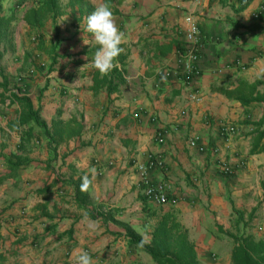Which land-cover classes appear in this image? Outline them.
Listing matches in <instances>:
<instances>
[{
    "label": "crops",
    "instance_id": "0c3cea01",
    "mask_svg": "<svg viewBox=\"0 0 264 264\" xmlns=\"http://www.w3.org/2000/svg\"><path fill=\"white\" fill-rule=\"evenodd\" d=\"M39 1L12 6L0 49V264H74L80 250L93 264H155L136 240L149 244L165 219L196 237L202 264L208 252L227 264L236 224L260 239L264 0H106L124 33L107 76L90 66L98 45L84 28L105 0H57L38 25L27 13ZM191 24L199 75L186 87L159 72L182 64ZM21 98L44 128L21 124ZM148 156L161 160L148 180L175 204L145 199Z\"/></svg>",
    "mask_w": 264,
    "mask_h": 264
},
{
    "label": "trees",
    "instance_id": "16d2710c",
    "mask_svg": "<svg viewBox=\"0 0 264 264\" xmlns=\"http://www.w3.org/2000/svg\"><path fill=\"white\" fill-rule=\"evenodd\" d=\"M2 1L0 0V40L11 17H3ZM57 0L39 1L38 9L30 10L27 15L36 24L42 22L51 14L55 15L54 8ZM2 53L0 52V60ZM23 108L21 114V124L33 121L40 128L44 124L38 122L36 113L32 110L29 100L21 98L17 100ZM177 226L166 219L162 221L151 236L149 244H145L141 239L136 240L138 245L147 253L155 264H201L198 260L196 250L183 234H178ZM233 241V248L230 254L232 264H264V230L260 239H255L251 235H234L225 233Z\"/></svg>",
    "mask_w": 264,
    "mask_h": 264
},
{
    "label": "built area",
    "instance_id": "2783aa9c",
    "mask_svg": "<svg viewBox=\"0 0 264 264\" xmlns=\"http://www.w3.org/2000/svg\"><path fill=\"white\" fill-rule=\"evenodd\" d=\"M185 44L186 52L182 55V64L177 67V69L170 70L166 69L159 72V76L162 79H169L171 76H175L177 81L183 84L186 87L191 86L192 82L198 77L199 71L197 69L198 61V49L201 44L199 32L197 27L194 24H191L185 34ZM191 101L198 102L200 101V95L197 91L192 90L189 95ZM136 116V115H135ZM158 140L161 142L162 139L160 135ZM189 146L193 149H197L199 152H203L204 148L198 144L197 139H192L189 141ZM220 169L224 174H231L232 170L226 164H219ZM161 166V160L159 158L148 156V163L146 166L140 165L138 167V172L141 177V185L143 188V195L145 199L151 203L164 206V205H173L177 201L172 199L168 194V186L164 183L151 184L147 178V171L151 167Z\"/></svg>",
    "mask_w": 264,
    "mask_h": 264
},
{
    "label": "clouds",
    "instance_id": "9594fccd",
    "mask_svg": "<svg viewBox=\"0 0 264 264\" xmlns=\"http://www.w3.org/2000/svg\"><path fill=\"white\" fill-rule=\"evenodd\" d=\"M84 28L98 45L90 66L102 76L109 75L117 67V58L123 51L121 44L124 33L118 28L114 13L106 0L84 18ZM91 171L94 172L95 169ZM83 180V186L87 187L90 183L88 177L85 176ZM74 264H93V261L88 252L80 250L75 256Z\"/></svg>",
    "mask_w": 264,
    "mask_h": 264
},
{
    "label": "rangeland",
    "instance_id": "374dc122",
    "mask_svg": "<svg viewBox=\"0 0 264 264\" xmlns=\"http://www.w3.org/2000/svg\"><path fill=\"white\" fill-rule=\"evenodd\" d=\"M23 2H24V0H3V1H2V13H3V17H7V18L11 17L13 20H14V19H17V18L19 17L20 13L17 12L18 9H15V8L12 9V6H15V5L20 6V5L23 4ZM14 4H15V5H14ZM10 7H11V8H10ZM8 9H9V11H8ZM11 9H12L13 12H10ZM14 11H15V12H14ZM2 36H3V35H2ZM11 36H12L13 38L15 37V35H14V36L11 35ZM27 40H28V42H31V36H29V39H27ZM3 45H4V43H3V38L1 37V40H0V49H2V47H4ZM12 46L14 47V43H12ZM0 51H1V50H0ZM249 230H250V229H249ZM249 230H248L247 235H251L252 237H254V238L256 239L257 236H258V231H257L256 229H254L255 233H252V231H251V230L249 231ZM226 231H227V232H231V231H232V233H233L234 235H240V233H239V225H237V224L234 225V226H232V228L227 229ZM243 235H244V234H243ZM187 237H188V236H187ZM190 238L193 239L192 241H193V243H194V239H195L196 237H195V236H190ZM193 243H192V244H193ZM196 254H197V252H196ZM205 256H206L207 259L210 260V261H212V260L214 259V261L212 262V263H214V264H218V263L220 262L219 259H218L217 254L214 253V252H208V253H206ZM205 256H204V257H205ZM197 257H198V255H197ZM198 260H199V262H200L199 257H198ZM226 263H227V264H232L230 258H229V261H227ZM201 264H202V262H201Z\"/></svg>",
    "mask_w": 264,
    "mask_h": 264
}]
</instances>
